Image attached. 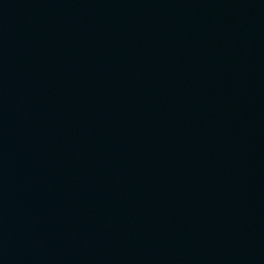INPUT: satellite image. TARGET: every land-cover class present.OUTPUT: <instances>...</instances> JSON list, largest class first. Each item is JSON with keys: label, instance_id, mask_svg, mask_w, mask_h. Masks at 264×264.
<instances>
[{"label": "water", "instance_id": "water-1", "mask_svg": "<svg viewBox=\"0 0 264 264\" xmlns=\"http://www.w3.org/2000/svg\"><path fill=\"white\" fill-rule=\"evenodd\" d=\"M0 264H264V0H0Z\"/></svg>", "mask_w": 264, "mask_h": 264}]
</instances>
